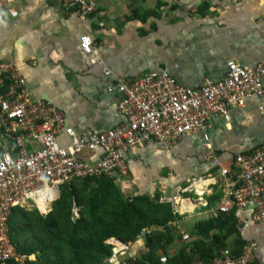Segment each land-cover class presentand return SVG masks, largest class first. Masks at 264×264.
Returning a JSON list of instances; mask_svg holds the SVG:
<instances>
[{
	"label": "crops",
	"instance_id": "obj_1",
	"mask_svg": "<svg viewBox=\"0 0 264 264\" xmlns=\"http://www.w3.org/2000/svg\"><path fill=\"white\" fill-rule=\"evenodd\" d=\"M86 34L99 57L92 67H83L79 51ZM231 61L249 68L264 61V0H99L87 22L60 0H0V62L15 64L30 97L53 103L76 133L105 132L125 122L118 110L121 96L107 90L116 78L166 73L179 85L198 89L222 80ZM208 135L209 146L198 133L170 149L152 141L125 154L127 175L111 177L126 197L180 199L166 226L146 228L128 244L110 239L112 246L122 243L127 249L108 264H143L147 238L156 233L171 238L165 251L157 250L159 264L181 252L190 255V264H204L196 243L209 249L217 235L235 255L245 244L256 243L254 264H264V223L254 222L249 210L225 215L220 231L205 225L222 218L218 209L228 183L220 175L222 167L264 145V98L252 97L244 108L231 110L229 120L211 117ZM58 139L62 146L69 144L64 131ZM6 152L17 155L18 147L0 139V157ZM78 156L93 164L101 151ZM194 179L202 180L197 193L183 192ZM34 208L45 218L52 205L23 209Z\"/></svg>",
	"mask_w": 264,
	"mask_h": 264
},
{
	"label": "built area",
	"instance_id": "obj_2",
	"mask_svg": "<svg viewBox=\"0 0 264 264\" xmlns=\"http://www.w3.org/2000/svg\"><path fill=\"white\" fill-rule=\"evenodd\" d=\"M98 1L60 0L64 8L76 9L82 22L96 13ZM79 51L83 67L98 63L90 35L81 37ZM103 73L110 75L108 71ZM107 90L121 96L118 110L125 122L105 132L76 133L66 126L65 115L53 103L30 97L26 79L15 64L0 62V139L18 147L17 155L6 152L0 157V264L10 259L25 264L8 232L14 208H39L41 202L37 198L41 195H45L44 207H49L60 187L75 179L111 177L115 172L126 176L125 154L152 141L172 148L178 141L201 133L205 143H209L211 117L229 120L231 110L244 108L252 97L264 98V61L255 68L231 61L222 80L198 89L183 87L166 73H153L116 78ZM62 131L69 139L67 146L59 143ZM31 145L38 148L31 149ZM98 150L101 157L93 164L78 156ZM220 175L228 183L218 213L249 210L254 222L264 223V145L235 157L229 167H222ZM201 181L192 180L183 192H196ZM179 199L180 195L164 200L178 210ZM118 244H113L116 252L108 263L116 262L118 253L127 249ZM256 249L254 242L245 244L239 255L222 249L219 256L204 264H254Z\"/></svg>",
	"mask_w": 264,
	"mask_h": 264
},
{
	"label": "trees",
	"instance_id": "obj_3",
	"mask_svg": "<svg viewBox=\"0 0 264 264\" xmlns=\"http://www.w3.org/2000/svg\"><path fill=\"white\" fill-rule=\"evenodd\" d=\"M173 211L172 204L159 202V198L155 201L147 195L126 197L113 177L102 175L75 179L60 187V197L53 202L52 210L45 218L36 208L29 211L14 208L8 232L17 254L36 256L35 261L25 260V264H108L113 255L110 239L124 244L134 242L144 229L166 226L175 218ZM225 215L205 224L208 230H219ZM214 240V247L209 249L203 248L202 242L196 243L205 263L219 256L222 249H227L218 235ZM170 242L171 238L162 233L148 237V253L140 262L159 264V258L155 257L157 250L165 251ZM19 263L10 259L5 264ZM190 263V255L181 252L167 264Z\"/></svg>",
	"mask_w": 264,
	"mask_h": 264
},
{
	"label": "bare ground",
	"instance_id": "obj_4",
	"mask_svg": "<svg viewBox=\"0 0 264 264\" xmlns=\"http://www.w3.org/2000/svg\"><path fill=\"white\" fill-rule=\"evenodd\" d=\"M44 201H45V195H41L40 197H39V202H41V207L42 208H44Z\"/></svg>",
	"mask_w": 264,
	"mask_h": 264
},
{
	"label": "rangeland",
	"instance_id": "obj_5",
	"mask_svg": "<svg viewBox=\"0 0 264 264\" xmlns=\"http://www.w3.org/2000/svg\"><path fill=\"white\" fill-rule=\"evenodd\" d=\"M173 146H174V145H173ZM173 146H172V147H173ZM166 147H167V146H166ZM167 148H169V147H167ZM169 149H170V148H169ZM58 196H60V195L58 194L57 197H56V199L59 198ZM56 199H55L54 201H56ZM37 201H39V197L37 198ZM52 203H53V202H52ZM75 214H77V213L75 212Z\"/></svg>",
	"mask_w": 264,
	"mask_h": 264
},
{
	"label": "water",
	"instance_id": "obj_6",
	"mask_svg": "<svg viewBox=\"0 0 264 264\" xmlns=\"http://www.w3.org/2000/svg\"><path fill=\"white\" fill-rule=\"evenodd\" d=\"M114 252H116V249L114 248Z\"/></svg>",
	"mask_w": 264,
	"mask_h": 264
}]
</instances>
